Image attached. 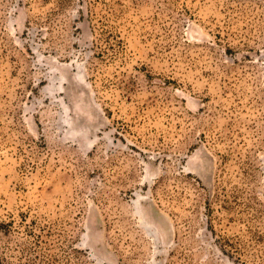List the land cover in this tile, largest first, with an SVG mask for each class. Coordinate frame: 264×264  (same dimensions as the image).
I'll list each match as a JSON object with an SVG mask.
<instances>
[{"label":"rangeland","instance_id":"374dc122","mask_svg":"<svg viewBox=\"0 0 264 264\" xmlns=\"http://www.w3.org/2000/svg\"><path fill=\"white\" fill-rule=\"evenodd\" d=\"M0 264H264V0H0Z\"/></svg>","mask_w":264,"mask_h":264}]
</instances>
